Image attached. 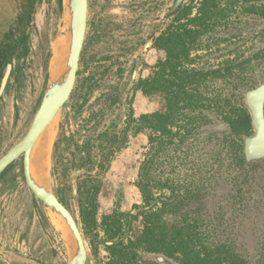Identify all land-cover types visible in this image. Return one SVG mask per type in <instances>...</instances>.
<instances>
[{
    "label": "trees",
    "instance_id": "obj_1",
    "mask_svg": "<svg viewBox=\"0 0 264 264\" xmlns=\"http://www.w3.org/2000/svg\"><path fill=\"white\" fill-rule=\"evenodd\" d=\"M36 3L22 0L13 30L0 43V86L13 58L28 53L27 29ZM194 8L192 2L173 8L171 23L153 45L164 51V57L134 85L146 97H160L158 111L136 116L128 106L122 124L85 136L81 144H75L76 153L66 164L61 140L55 142L53 176L84 171L77 178L83 229L87 233L101 227L109 258L105 264H164L146 259L145 254L162 255L177 264H264V229L260 241L254 242L235 232L236 217L241 215L235 203L240 202L241 189L234 190L238 195L227 193L223 206L212 203L220 182L235 184V176L247 165L243 143L254 128L244 99L247 91L260 84L254 75L264 72V45L246 58L245 51L237 50L233 59L217 65L204 62V55L193 56L199 51L208 54L239 36L233 33L236 11L247 20H263L264 0H201L195 14ZM225 125L222 142L227 141L228 147L214 153L200 145L206 138H219L216 133ZM130 132L148 133L135 182L142 203L128 212L116 208L98 225L103 178ZM203 133L207 137L200 139ZM225 161L226 170L222 168Z\"/></svg>",
    "mask_w": 264,
    "mask_h": 264
},
{
    "label": "rangeland",
    "instance_id": "obj_2",
    "mask_svg": "<svg viewBox=\"0 0 264 264\" xmlns=\"http://www.w3.org/2000/svg\"><path fill=\"white\" fill-rule=\"evenodd\" d=\"M111 1L113 4L110 2L111 5L103 6V12H99L103 0H89L88 27L76 92L73 100L70 98L49 130L40 138L42 141H38L33 154L34 160L41 150L39 147L43 148L47 136H50L47 176L44 181L79 221L88 250L86 264H105L109 260L102 243L103 233L101 227L87 233L83 229L77 178L84 171L68 172L62 177L53 176L52 154L55 142L61 140L66 164L76 153L75 144H81L85 136L94 134L95 129L101 127L122 124L128 106L133 107L136 116L161 108L160 97H146L134 85L140 78L148 77L153 66L164 57V51L157 50L153 45L155 38L171 23L173 17H170V13L177 2ZM200 1L185 0L183 3L192 2L195 14ZM21 5L22 0H0V43L13 30L21 14ZM97 14L108 15L112 19L106 38L96 39L98 34L90 31L91 20ZM233 21V33L239 35L237 38L230 44L221 43L219 47L211 48L209 55L206 51H199L194 52L193 56L204 55V62L217 65L221 61L233 59L237 50L245 51L243 57L246 58L249 52H257L264 45V38H260L264 34L261 33L264 19L247 20L244 15L240 16L238 10L233 14ZM27 33L28 53L13 58V70L0 99V157L17 144L31 126L45 91L54 43L60 42L64 51L66 49V19L59 0H37ZM218 35L222 37L221 33ZM224 47L227 50L223 51ZM231 49L234 52L231 53ZM254 79L263 83L264 72H257ZM117 97H121V101L116 102ZM215 123L221 125L220 120H215ZM222 127L216 133L219 138L214 141L213 137L207 141V133H203L200 139L206 140L200 145L206 146L208 150L214 149V153L228 147L227 141L222 142V131L226 125ZM70 139V143H67ZM147 142V132H130L126 146L115 155L103 178L98 225L114 209L128 212L135 204L142 203L135 182ZM227 162L223 164L224 170L227 169ZM252 162H247L242 174L235 176V184L225 185L220 182L217 200L212 203L223 206L227 193L236 192L238 195V190H234L240 188V202L237 199L235 205L241 207V215L236 217L235 232L248 237L247 241L254 242L260 241L264 229V159L254 160L253 165ZM32 164L34 168V161ZM50 213L51 210L39 203L26 185L22 160H18L0 177V264H67L71 255H67L63 241L54 230ZM250 250L253 251L252 248ZM144 257L164 264H177L162 255L145 254Z\"/></svg>",
    "mask_w": 264,
    "mask_h": 264
},
{
    "label": "water",
    "instance_id": "obj_3",
    "mask_svg": "<svg viewBox=\"0 0 264 264\" xmlns=\"http://www.w3.org/2000/svg\"><path fill=\"white\" fill-rule=\"evenodd\" d=\"M185 0H177L176 7ZM66 19V49L60 70L51 71L40 105L26 135L9 151L0 157V175L18 160H22L26 185L35 199L60 216L71 231L75 245L67 264H86L88 250L77 218L60 201L44 180L36 177L33 168V153L40 138L49 130L54 120L69 102L77 83L80 60L88 27L89 0H62ZM13 70L8 64L0 86V99L3 97ZM246 109L249 110L254 135L245 138L244 152L247 162L264 159V82L245 94ZM80 173V171H79Z\"/></svg>",
    "mask_w": 264,
    "mask_h": 264
},
{
    "label": "bare ground",
    "instance_id": "obj_4",
    "mask_svg": "<svg viewBox=\"0 0 264 264\" xmlns=\"http://www.w3.org/2000/svg\"><path fill=\"white\" fill-rule=\"evenodd\" d=\"M55 43H54V47H53L54 57L52 59V63L50 66L53 74H56L60 70L61 64L64 60V53H65L62 43H60V42H57L56 44ZM58 43H60V44H58ZM63 43H64V41H63ZM41 139H40V141H42ZM50 139H51V137L47 136V139L45 140V142L43 144V148L39 147V148H41V150L37 153L35 159L32 160V161H34L35 175L40 180H45L46 176H47V174H46L47 173V164H48L47 163V159H48L47 158V152L49 151L48 145H49ZM33 158H34V156H33ZM49 216H50L51 224H52L54 230L59 235L60 239L63 241V246H64V249H65L67 255H72L73 248L75 245V239H74L71 231L69 230L67 224L65 223V221L60 216H58L57 214H55L52 211L49 214Z\"/></svg>",
    "mask_w": 264,
    "mask_h": 264
},
{
    "label": "flooded vegetation",
    "instance_id": "obj_5",
    "mask_svg": "<svg viewBox=\"0 0 264 264\" xmlns=\"http://www.w3.org/2000/svg\"><path fill=\"white\" fill-rule=\"evenodd\" d=\"M110 2L112 3L111 0H103V2L101 4V9H100L99 12H103L102 11L103 10V6L111 5ZM172 10H171V13H170V17H171V14H172ZM111 21H112V19L108 15L101 16V15L97 14L96 17L92 18L91 23H90V26H91L90 31H92V33L94 32V34H98L96 39H98L99 37H101V38L105 37L106 38L107 35H109V29H111L110 28V26H111L110 22ZM2 174L0 175V177L2 176Z\"/></svg>",
    "mask_w": 264,
    "mask_h": 264
}]
</instances>
